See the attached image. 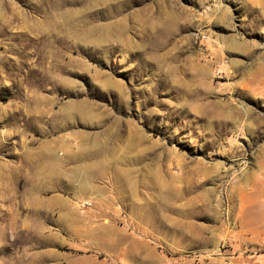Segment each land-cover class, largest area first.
I'll list each match as a JSON object with an SVG mask.
<instances>
[{
    "label": "rangeland",
    "instance_id": "1",
    "mask_svg": "<svg viewBox=\"0 0 264 264\" xmlns=\"http://www.w3.org/2000/svg\"><path fill=\"white\" fill-rule=\"evenodd\" d=\"M0 161V264L261 253L264 0H0Z\"/></svg>",
    "mask_w": 264,
    "mask_h": 264
},
{
    "label": "crops",
    "instance_id": "2",
    "mask_svg": "<svg viewBox=\"0 0 264 264\" xmlns=\"http://www.w3.org/2000/svg\"><path fill=\"white\" fill-rule=\"evenodd\" d=\"M11 180V163L6 161H0V187L4 184L5 181L9 183ZM2 197L5 198L4 195ZM10 197H7V207L6 204L1 202V193H0V218L1 216H10L11 212L9 210V200ZM6 200V199H5ZM6 208V209H5ZM8 221V220H7ZM11 241V229L9 225L5 226V223L0 220V247L4 246V243ZM241 264H264V251L261 253H256L247 257H244L240 260Z\"/></svg>",
    "mask_w": 264,
    "mask_h": 264
},
{
    "label": "built area",
    "instance_id": "3",
    "mask_svg": "<svg viewBox=\"0 0 264 264\" xmlns=\"http://www.w3.org/2000/svg\"><path fill=\"white\" fill-rule=\"evenodd\" d=\"M224 257H223V259H224V261H223V264H236L233 260H232V256H230V255H223Z\"/></svg>",
    "mask_w": 264,
    "mask_h": 264
}]
</instances>
